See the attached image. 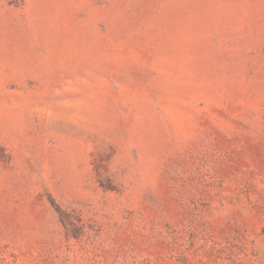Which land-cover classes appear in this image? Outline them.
<instances>
[{
	"label": "rangeland",
	"instance_id": "374dc122",
	"mask_svg": "<svg viewBox=\"0 0 264 264\" xmlns=\"http://www.w3.org/2000/svg\"><path fill=\"white\" fill-rule=\"evenodd\" d=\"M0 264H264V0H0Z\"/></svg>",
	"mask_w": 264,
	"mask_h": 264
}]
</instances>
